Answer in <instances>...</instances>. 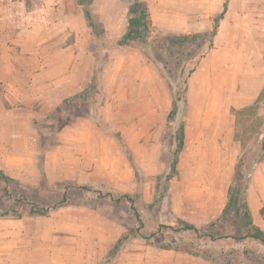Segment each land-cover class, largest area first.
I'll return each mask as SVG.
<instances>
[{"label":"rangeland","instance_id":"rangeland-1","mask_svg":"<svg viewBox=\"0 0 264 264\" xmlns=\"http://www.w3.org/2000/svg\"><path fill=\"white\" fill-rule=\"evenodd\" d=\"M47 1L55 6L66 2L65 11L46 16L57 21L66 14L71 24L54 27L43 10L41 23L50 24H41L38 39L18 48L40 53V65L51 64L49 51L79 52L80 68L98 63L99 77L94 73L93 78L103 97L61 104L55 118L36 122L32 136L0 149L1 172L13 173L7 182L0 177V209H8L0 216V264H100L126 232L130 238L111 264H264V243L244 235L247 227L238 228L233 211L211 223L226 203L237 156L250 147L255 157L261 150L264 87L256 106H226L232 71L261 67L264 0H143L148 40L154 38L153 60L144 55L141 40H123L134 0H88L99 36L77 0H25L29 7ZM225 1L211 45L204 38L191 43V52L197 50L191 58L175 47H161L158 29L211 30ZM70 26L64 40H48L49 31L65 35ZM248 60L256 64L249 68ZM178 92L185 106L179 101L169 119L171 97ZM181 122L184 145L176 172L168 175ZM37 144L34 164L21 147L30 150ZM86 180L101 186L89 191L76 187ZM107 189L114 194H104ZM119 192L130 194L132 201ZM62 199L66 205L45 215L30 212ZM257 199L250 216L264 232ZM178 219L205 235L174 230ZM163 243L174 248H162Z\"/></svg>","mask_w":264,"mask_h":264},{"label":"crops","instance_id":"crops-1","mask_svg":"<svg viewBox=\"0 0 264 264\" xmlns=\"http://www.w3.org/2000/svg\"><path fill=\"white\" fill-rule=\"evenodd\" d=\"M14 1L0 0V149L14 144L18 137L32 136L37 130L36 122L55 118L61 104H68L69 101L72 102L71 100L86 102L79 98V95L88 90L93 76V65L79 67L77 62L80 58L79 52L49 51L47 57L51 64L40 65L41 63H38L40 53L31 50L30 54H25L23 48H18L23 47L26 42L38 39L41 24L44 27L50 23L54 27L57 25L65 27L66 22L69 21L67 25H70V17L66 14L62 16V20L57 21L51 19V16H46L49 11H52L54 16L60 9L62 12L65 11L68 8L65 7L66 2L55 6L47 1L29 7L25 0H17V5ZM43 10H45L43 15L51 19L48 20L49 24L41 23L42 14L40 13L44 12ZM66 33L71 34V26L69 30H65V35L58 34L57 29L49 31L48 40L51 42L64 40ZM36 60L37 63L34 64ZM259 62L261 63L260 71L249 70L245 73L236 69L230 74V86L227 92L230 100L226 106L228 109L245 108L254 104L264 87L263 54ZM246 63L249 68L256 64L250 60ZM78 70L81 71L80 75L76 74ZM193 74L195 75V72ZM190 78L191 76L188 79ZM93 90L92 97H103V88L100 90L95 87ZM68 122L71 123V121ZM64 130H68V127L66 126ZM6 150L14 152V155L19 153H15L13 149ZM38 150V144L36 148L30 150L27 147H21V152H28L34 164ZM88 183L87 180L78 182V184ZM256 198L259 204H256L255 208L259 213V208L264 202V160L253 165L247 188L249 208H252V202Z\"/></svg>","mask_w":264,"mask_h":264},{"label":"trees","instance_id":"trees-1","mask_svg":"<svg viewBox=\"0 0 264 264\" xmlns=\"http://www.w3.org/2000/svg\"><path fill=\"white\" fill-rule=\"evenodd\" d=\"M79 4L83 5V15L85 19L87 20L88 26L93 30L96 35H100L99 29L96 28V25L94 23V15L91 13L90 8L88 6V0H77ZM227 6L226 1L223 4V11L215 17L213 28L211 30H206L204 32H195V33H184V32H163L162 29H158V36H160V40L162 41V48H166L170 50L172 47H175L176 50H180V54H189V58H191L193 55H195L197 52L196 49H194L191 52V49H189V45L191 43H194L198 41L199 39L204 38L207 40L208 45L212 44L213 37L216 35L217 28L219 25V20L223 17V12L225 11ZM130 11V17L128 18V29L124 35L123 40H141L143 42L144 47V55L148 59L153 60V56L151 55V51L153 49L151 48V43L154 40L149 39V31H150V21L148 20V10L143 0H134L130 4L129 7ZM156 51V49H155ZM100 72L98 63H96L93 66V74L96 75ZM94 77H99V74L97 76L94 75ZM94 82V83H92ZM186 83L185 79H183L180 83V85ZM98 82L95 78L90 80V84L88 87V90L82 92L81 95H79V98L82 100L89 102V100H92L93 96V88L97 87ZM262 91L259 93L258 97L256 98L253 106H256L261 98ZM92 95V96H90ZM179 101L183 103L185 106V99L183 95H181L179 92L172 94L171 97V108L169 110V113L167 115V118L173 117L175 114L176 109L179 106ZM183 110V109H182ZM262 127L259 131V135L261 134V140L257 142V144H260L261 150L258 154H256V157L253 153V149L250 147V149H244L241 151V153L237 156V159L233 165L232 174L230 177V183L227 187V199L226 203L221 211V215L216 219L214 222H211L212 224L219 223L221 219H224L226 216L229 215L230 211L234 212V215L237 217L236 220L238 223V228L241 230L242 228L247 227L246 232L244 235L250 236L253 238L258 239L260 242L264 243V232L263 230L254 224L251 220L250 211H249V204L247 200V188L249 186L250 180H251V173L253 170V165L257 162H261L264 160V119L263 121H260ZM259 123V124H260ZM175 151L173 154V157L170 162V169L168 175H172L176 172V165L178 162V153L181 151L184 145V125L181 122L176 130L175 133ZM254 147V146H252ZM0 177L4 178V180L7 182V180H10V177L3 174L0 171ZM92 186L99 187L101 185L94 184V183H88V184H77L76 187L80 188V190H91ZM103 187V186H102ZM102 188L100 187L99 193L102 192ZM103 193V192H102ZM104 194H114V191L111 189H107ZM120 198H127L130 201H132V197L128 193L119 192ZM119 197L117 199H119ZM66 200L62 199L60 202H55L51 206L47 207H38L36 210L30 211L31 213H38V214H47L49 211L59 208L60 206L66 205ZM7 208L0 209V216H3L7 213ZM29 212V213H30ZM19 216L20 214L17 213ZM259 215L262 219H264V202L259 208ZM167 228L173 230H179V231H191L193 233H198V236L205 235L199 231V229L193 224L188 221L178 219V226L172 227L171 225H164ZM243 226V227H242ZM210 238H216L217 235H209ZM130 238L129 233L122 234L116 242L111 246L110 250L107 252V255L102 260L100 264H111L112 260L114 259L115 255L120 251L122 246L125 244V242ZM162 248H174L171 244L163 243ZM186 251H191L189 248L184 249ZM194 254H198L197 251H193ZM213 260V259H210Z\"/></svg>","mask_w":264,"mask_h":264}]
</instances>
